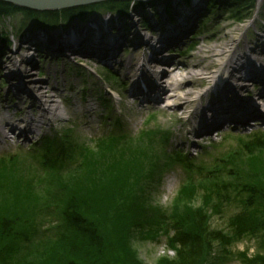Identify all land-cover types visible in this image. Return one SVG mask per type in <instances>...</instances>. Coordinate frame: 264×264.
<instances>
[{"label":"rangeland","instance_id":"obj_1","mask_svg":"<svg viewBox=\"0 0 264 264\" xmlns=\"http://www.w3.org/2000/svg\"><path fill=\"white\" fill-rule=\"evenodd\" d=\"M120 1L131 2V0ZM147 1L138 2L133 6L131 4L130 8L122 13L114 11L107 13L100 10L87 12L83 17L71 19L67 16L56 15V10L39 12L11 6L0 1L4 7L15 10L9 17L0 19V66L5 56L19 54V57L21 53H24L21 51L23 50L21 45L26 43L30 46L31 43L26 42L25 39L27 35L35 31L54 35L66 32L67 28L72 25L95 20L101 25H110L107 28L108 35L112 33V36H116L117 31L121 30L120 34L124 33L126 36V42L118 43V49L111 58L90 54V57L83 55L82 58L85 59L79 60L73 58L74 52H54L39 46L31 47L35 67L30 73L34 75L32 77L34 81L42 82L46 89L56 90L54 100L57 112L55 115L42 112L46 125L37 135L29 136L28 139L22 140L24 136L18 138L13 130L3 129L9 146L0 147V158L17 155L19 161L14 162L16 165L14 173L25 177L26 187L29 185L28 188L23 185L19 188L12 187V192H9L12 194L10 198L16 201L17 192L24 193L25 189H30V193L37 201L35 202L39 204L37 208L45 210L39 218L40 222L44 223V230L51 229V235L52 233L55 235L57 228L60 227V230L65 228V226L61 227L62 224L56 227L59 224V213L62 210V206L57 202L61 182L63 179H69L71 185L77 184L78 187L76 176L81 177L86 172L85 167L79 174H74L76 162L85 156L89 158L88 163L91 169L95 168L99 172H114L115 168L112 167L114 163H110L112 157L116 156L124 162L125 158L130 157V163H133L132 172H139V176L143 175L145 180H148L150 176L151 180L150 193L137 198L142 204V214L147 212L145 209L156 210V213H152V219L157 221L158 218L161 219V216L168 217L175 210L182 215H190L199 211L209 219L207 226L210 232H223L229 241H235L230 229L231 219L243 209L242 202L245 199V193L239 191L241 194L239 195L237 191L241 190L239 188L241 184L245 186L247 182L243 180L237 182L228 172L231 171L230 168H238L243 173L256 172L258 176V172H262L264 175V166L261 164L264 162V152L256 156L255 163L250 161L252 158L241 159V155L237 153L241 147L240 141L249 143L254 136H257L264 143V123L257 121L256 124L247 127L228 122L222 128H213L208 132L199 133L201 126L205 124L202 120H205V117L201 116V111L214 98L213 90L209 91L204 88L208 85L210 88L214 86L213 77L218 75L228 62V58L220 62L222 58L226 54L228 57L233 54L238 58L240 53L255 46L258 36L264 35V0H254L253 7L241 6L242 3L232 7L231 5L236 0L203 1L197 22L184 39L179 44L167 46L162 51L159 59L165 57L171 62H158L157 66H162V69L155 68L156 65L147 67L149 68V73H146L148 81L151 79L157 81L158 77L160 82H164L172 74L181 72L180 68L188 60V54L195 52L198 47L205 44L212 45L213 35L220 25H226L222 31L229 35L230 41L241 38L242 44L238 47L234 46L233 50H230L226 45L224 52L218 57L214 56L205 61L204 65L208 66L197 71L199 75L197 74L198 76L192 83L181 82L180 87L191 92L188 96L190 104L184 110L171 104L173 97L168 98V95L174 93L172 87L166 90V95L156 104L148 101L149 103L138 105V101L133 98L135 96H131L132 78L138 79L139 77V71L132 70V67L137 64L136 69L140 70L138 61L148 58V52H151L149 47H142L143 43H135V36H140L144 41L150 40L151 45H157L154 40L159 39L165 26L173 22L175 0ZM193 2L196 1L181 0V5L187 8L191 7ZM106 3L108 1L69 7L63 11L74 12L75 9H90L92 6L95 7L94 5L99 6ZM23 10L34 12L37 16H34V20L27 19L24 17ZM39 13H52L57 20L51 21L53 16H50L51 19H45L46 16H38ZM232 16L235 18H231ZM130 63L131 67L128 68ZM6 65L9 63L7 62L4 66ZM167 68L171 71L168 72ZM21 70H26V68L22 66V69L18 71ZM8 76L9 70L0 68V110L7 109L6 118L12 123H18L24 117L19 112L28 107L30 96L24 93L21 98H17L14 92L9 90ZM22 78L23 82L27 81L25 77ZM250 85L253 89L248 87L243 95H240L243 98L242 101L251 99L260 90V83L250 82ZM258 110L264 113L263 103ZM47 118L51 122L47 121ZM116 119L124 125L130 139L123 143H104L100 149L96 148L95 140L101 135H108L112 132L111 126ZM166 135L167 139H165ZM63 136L68 139L72 137L77 146L82 145L86 150L81 151L80 155L78 150H74L73 158L77 161L74 164L64 163L62 168L64 170L48 174L42 172L35 159L29 158L32 153H36L33 147H39L45 139L54 141ZM41 139L43 140L40 141ZM233 152L237 153V157L230 160L228 156ZM176 155L192 163L196 168L195 173L185 175L184 172L187 171L181 164L168 160V157L173 158ZM225 159L229 163L222 164L221 161ZM215 166H217L215 172L221 173L218 176L216 187L211 188L210 183L207 182L208 178L202 179V174L197 172L209 174ZM123 168L128 169L125 165H120L116 171H121ZM197 168H202V170L199 171ZM134 180L132 184H136ZM258 181L260 188L264 189V178ZM98 184L102 185L100 182ZM254 184H256L255 181ZM71 187L74 186H70L69 189L73 192ZM134 187L137 186L134 185ZM182 187H185L184 191L180 192ZM0 203L4 204L1 200ZM51 212H53L52 215ZM260 220L264 221V217L260 216ZM260 234L255 238L226 245L219 244L218 241L210 242L205 253L206 258L201 264H240L241 255L248 259L264 254L261 249L264 244ZM64 235L69 241L57 244L53 238L55 242L47 248L57 249L59 252L64 250L69 253L65 247L68 248L71 243L78 247L80 238L71 233ZM121 245L127 251L121 259L124 264H133V260L138 264H176L175 253L170 249L166 238L160 231L157 232L152 228H145L141 234L139 232L127 233ZM60 259L62 260L58 261L59 264L63 260L66 263L72 260L82 261L77 257L70 260L64 257Z\"/></svg>","mask_w":264,"mask_h":264},{"label":"trees","instance_id":"obj_2","mask_svg":"<svg viewBox=\"0 0 264 264\" xmlns=\"http://www.w3.org/2000/svg\"><path fill=\"white\" fill-rule=\"evenodd\" d=\"M238 3H242L241 6L250 5L253 7L254 0H236L231 6ZM94 6L90 9L79 8L72 14L67 13L63 16L71 19L83 17L87 12L100 10L107 13L113 11L122 13L130 8L131 2L117 0ZM14 11V9L0 4V19L9 17ZM23 13L27 19L34 20V16H37L31 11L23 10ZM38 16H46L45 19H51L50 16L53 14L39 13ZM231 18H235V16ZM56 20L57 17L53 16L51 21L55 22ZM111 130L113 131L108 135H101L95 140L96 148L100 149L104 143H123L130 139L124 125L118 119L113 122ZM165 139H167V135ZM74 141L72 137L68 139L66 136L54 141L45 139L39 144V147H33L36 153H32L29 158H34L42 172L47 174L64 170L62 169L64 163L74 164L77 161L76 158H73L74 150H78L79 155L81 151L86 150L82 145L77 146ZM240 143L241 147L237 153L241 155V159L252 158L250 161L255 163L256 156L264 152V143L257 136H254L249 143L241 141ZM237 153L233 152L228 158L234 160ZM88 159L84 156L75 164L74 174H79L86 167L83 176H76L78 187L77 184L71 185L69 179H63L61 182L57 202L62 206V210L59 213L60 220L56 227L62 224L61 227L65 226V228L60 230L59 227L56 229L55 235L54 233L51 235V229L44 230V223L39 219L45 210L37 208L39 204L36 203L35 196L30 193V189H25L24 193L17 192L16 201L10 198L12 194L9 192H12V187L19 188L22 185L26 187L25 177L14 173L16 172L14 162L19 161V157L10 155L8 158H0V200L4 203H0V264H59L58 261L62 260L60 257L68 260L77 257L82 260L79 262L72 260L68 263L63 260L60 264H124L121 259L127 251L121 243L125 241V236L131 232L141 234L147 227L157 232L160 231L166 238L167 244L175 253L176 264H201L206 258L205 253L210 242L213 241L226 245L255 238L261 233L264 244V221L260 220V216L264 217V211L261 210H264V189L260 188L258 181L260 178H264L262 172H258V176H256V172L243 173L238 168H230L231 171L228 172L237 182L242 180L247 182L245 186L241 184L239 186L241 190L237 191L239 195H241L239 191L244 192L245 199L242 202V211L231 219L230 229L235 241H229L223 232H210L207 226L209 219L199 211L190 215H182L177 212L178 210H175L168 217L161 216V219L158 218L157 221L152 219V213H156V210L144 207L147 212L142 214V204L137 198L150 193L151 180L150 176L148 180H145L143 175L142 178L139 176V172H132L133 163H130V157L125 158V162L116 156L112 157L110 163H114L112 166L115 168L114 172H99L95 168L91 169ZM227 159L222 160V164L229 163ZM168 160L181 164L187 171L184 172L185 175L195 173V166L180 155L173 156V158L170 156ZM261 164L264 166V162ZM120 165H125L128 169L123 168L121 171H116ZM216 167L209 174L197 172L202 174V179L208 178L207 182L210 183L211 188L216 187L218 176L221 173L215 172ZM197 169L202 170V168ZM133 180L136 184L131 183ZM99 182L102 185L98 184ZM249 182H252V185ZM70 186H74L71 187L73 192L69 190ZM28 187L29 185L26 188ZM184 188L182 187L180 192L184 191ZM50 214L52 215L53 212ZM70 233L81 240H78L80 243L78 247L74 243H71L68 248L65 247L69 253L64 250L59 252L57 249L47 248L55 241L57 244L69 241L64 234L69 235ZM53 238L55 241L52 240ZM261 249L264 252V247ZM241 257L240 264H264V254L248 259L243 255ZM133 264L138 263L133 260Z\"/></svg>","mask_w":264,"mask_h":264},{"label":"bare ground","instance_id":"obj_3","mask_svg":"<svg viewBox=\"0 0 264 264\" xmlns=\"http://www.w3.org/2000/svg\"><path fill=\"white\" fill-rule=\"evenodd\" d=\"M63 1L74 2L75 0H38L39 4H51ZM195 1L191 4V7L185 8L181 5V0H175L172 16L173 22L167 25L165 23L166 26L162 36L154 40L157 45H151L150 40L144 41V39L142 40L136 34L135 43L141 42L143 43V48L149 47L151 50V52H148V58L138 61L140 63V70L136 69L137 64L132 67V70L139 71L138 79L132 78L133 90L131 91V96H135L133 98L135 101H138V105L149 102L156 104L166 95V90L172 87L174 93L168 95V98L173 97L171 104L175 105V107H181L182 110L186 109L190 104L188 96L191 92L181 88V82L189 81L192 83L194 78L199 75L197 71L208 66L207 64L204 65V62L214 56L218 57L219 54L224 52L226 45H228V49L233 50L234 46L238 47L242 44L241 38L230 41L229 35L222 31L226 25H220L217 32L213 35L214 41L212 45L205 44L198 47L195 52L188 54V60L182 64L179 74H172L164 82H160L158 77L156 78L157 81L154 79L148 81L146 73H149V68L147 67H154L156 65L155 68L162 69V66H157L159 65L158 62H171L168 59L166 60L165 57L159 59L162 51L167 46L179 44L197 22L201 11V4L205 0ZM137 3V1H131L132 5ZM8 4L17 6L12 3ZM54 10H56L55 14L58 16L67 15V13L72 14V12L63 11L64 9L61 8H55ZM109 26V24L101 25L97 21L92 20L91 22L72 25L67 28L66 32L54 35L35 31V33H30L26 36L25 40L31 43L30 46L26 43L21 45L23 47L21 51H24V53H21L19 57V54L5 56L3 59L4 63H1L0 68L9 70V80H7L10 82V84L7 82L9 90L13 91L17 98H21L24 93L29 94L30 103L26 109L19 112L24 117L18 123H12L6 118V115H8L7 109L0 110V147L2 145L9 146L3 129L13 130L18 138L24 136L22 140L28 139L29 136L33 137L37 135L41 128L46 125L42 112L48 115H55L57 112L56 101L54 100L56 90L46 89L42 82L34 81L35 79L32 78L34 75H31L30 72L33 71L32 69H34L35 65H33L34 54L30 51L31 47L39 46L48 48L54 52H74L75 54H72L74 55L73 58L79 60L85 59L82 58L83 55L90 57V54L97 57L108 56V58H111L118 49V43L126 42V36L124 33L120 34L121 30L117 31L116 36H112V33L108 35L107 28ZM257 41L253 48H249L242 52V54L240 53L238 58L232 56L233 54L229 57L226 54L220 61L222 62L228 58L227 64L222 67L218 75L213 77L214 86L210 88V85H208L204 88L209 91L213 90L214 98L201 111V116L205 117V120L202 119L205 124L201 126L199 133L208 132L213 128H222L228 122L233 124L238 123L247 127L251 126V124H256L257 121L264 123V113L258 110L260 104H264V35L258 36ZM157 46L159 47L156 48ZM7 62L9 65L4 66ZM22 66L26 70L18 71L20 68L22 69ZM130 67L131 63L128 65V68ZM23 71L25 72L23 73ZM170 71L168 69V72ZM22 77H25L27 81L23 82ZM250 82L260 83V90L251 99L242 101L243 98L240 95H243V92L248 87H251V90L253 89ZM45 113L44 115L46 116ZM47 121L51 122L49 118H47ZM12 128H15L16 131Z\"/></svg>","mask_w":264,"mask_h":264},{"label":"water","instance_id":"obj_4","mask_svg":"<svg viewBox=\"0 0 264 264\" xmlns=\"http://www.w3.org/2000/svg\"><path fill=\"white\" fill-rule=\"evenodd\" d=\"M1 2L5 3H12L16 4L19 7L34 10V11H53L55 8H69V7H76V6H84L88 4H95L98 2H104V1H115V0H75L74 2H55V3H44V4H39L38 0H0ZM131 1H137V2H142L146 0H131Z\"/></svg>","mask_w":264,"mask_h":264}]
</instances>
